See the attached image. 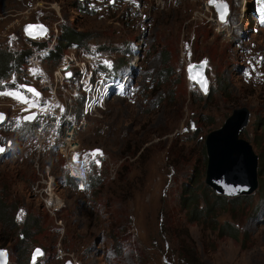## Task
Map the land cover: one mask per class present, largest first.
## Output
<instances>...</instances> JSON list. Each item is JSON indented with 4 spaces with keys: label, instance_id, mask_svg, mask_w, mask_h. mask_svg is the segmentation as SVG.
<instances>
[{
    "label": "rangeland",
    "instance_id": "obj_1",
    "mask_svg": "<svg viewBox=\"0 0 264 264\" xmlns=\"http://www.w3.org/2000/svg\"><path fill=\"white\" fill-rule=\"evenodd\" d=\"M206 1L0 0V47L52 45L53 54L61 44L55 59L23 61L1 80L0 93L28 101L0 94V246L8 264H29L36 247L39 264H264V0H245V15L240 0H227L228 28L216 26ZM29 23L45 26L40 45L24 37ZM67 29L79 33L77 46L108 50L120 70L133 69L121 92L64 132V148L34 150L32 136L17 130L24 113L53 93L79 106L70 98L74 80L61 75L65 55H77L61 42ZM193 61H204L205 92L186 75ZM32 83L39 95L23 88ZM242 105L250 115L239 135L258 155V187L215 204L216 219L193 220L181 206L182 188H195L199 207L213 200L204 182L205 136ZM73 147L106 153L91 190L58 180ZM223 221L237 227L236 237L219 233Z\"/></svg>",
    "mask_w": 264,
    "mask_h": 264
},
{
    "label": "water",
    "instance_id": "obj_2",
    "mask_svg": "<svg viewBox=\"0 0 264 264\" xmlns=\"http://www.w3.org/2000/svg\"><path fill=\"white\" fill-rule=\"evenodd\" d=\"M208 1L215 7L218 18L224 20L228 12L227 2L225 0ZM28 25L30 23L24 24L22 30L26 36L32 38L42 35L46 29L45 26L42 29L40 27L28 29ZM204 67V61L200 63L194 61L187 65L186 73L188 78L195 81L205 92L208 83ZM202 81H206V87ZM25 86L31 88L30 85ZM34 115L35 113H31L27 117H34ZM249 115L250 111L245 105L235 107L219 127L211 129L205 136L204 182L216 194L235 197L253 193L258 187V155L251 143L239 135L248 123ZM4 117L5 114H3ZM0 252L4 254L0 256V264H7V249L0 246ZM65 264H69V261Z\"/></svg>",
    "mask_w": 264,
    "mask_h": 264
},
{
    "label": "clouds",
    "instance_id": "obj_3",
    "mask_svg": "<svg viewBox=\"0 0 264 264\" xmlns=\"http://www.w3.org/2000/svg\"><path fill=\"white\" fill-rule=\"evenodd\" d=\"M98 84V83H97ZM100 87H101V83H99ZM100 87L97 91V94L95 96H87V98L90 99V101L93 100V98H98V92L100 91ZM88 91V90H87ZM83 93V91H81ZM85 94V93H84ZM116 93H110L108 96L106 94L103 95L102 97V102L105 101V99L115 95ZM73 100H79V106L74 105H70V107H72L74 109V114L76 116V121L73 123H68V121H66L63 125H59V133L56 135L58 137H52V141L54 142L53 146H56L55 149L57 152H59L60 149L64 148L65 145H67V143L65 142L64 139V132L67 131L68 129H72L73 127H75L76 125H79L80 123V119H81V115H83L82 113V104H81V98L77 97ZM101 102V103H102ZM93 103V102H91ZM101 105V104H100ZM99 105V106H100ZM75 106V107H73ZM92 108L96 107V105L92 104L91 105ZM91 108V109H92ZM63 112L61 113L62 116ZM35 130V128H34ZM34 132V131H33ZM40 131L37 134H31L29 136H32V139L35 140V142L38 144V146H36L34 144V150H46L48 152H50L51 147H45L46 143L44 140L43 142H39L38 141V136H39ZM23 137H29L24 135V133H19V135H22ZM55 135V133H53ZM63 136V137H62ZM34 140H32V142L34 143ZM74 148V147H73ZM69 152L68 154H63L64 155V159L61 162V166L60 167V171L61 174L58 178V180L64 183V184H69L70 186H82V188L84 190H91L92 187H94L97 182L99 181L100 177L102 176V166L105 160V156L106 153L104 151L101 150H93V151H81V148H74L71 149L69 148ZM75 157V158H74ZM85 167V168H84ZM69 176H72V178H67ZM4 247V246H1ZM6 248V247H4ZM37 248V247H36ZM36 248L31 252L30 255V260H29V264H34L33 262V256L36 252ZM7 249V248H6ZM39 250H41V248H37ZM8 251V249H7ZM64 253H60L59 257L63 258ZM66 263V262H65ZM8 264V262H7ZM35 264H39V262H35ZM70 264V263H69Z\"/></svg>",
    "mask_w": 264,
    "mask_h": 264
},
{
    "label": "trees",
    "instance_id": "obj_4",
    "mask_svg": "<svg viewBox=\"0 0 264 264\" xmlns=\"http://www.w3.org/2000/svg\"><path fill=\"white\" fill-rule=\"evenodd\" d=\"M79 33L74 32L72 30H66L65 34H61L60 39L64 40L61 41L63 43H68L71 45L73 42H79L81 40L79 38ZM30 41V43L38 42V45L44 42L41 40V38L36 39H27ZM78 40V41H75ZM65 45V44H64ZM56 51L52 54V51L55 50V47L53 50H50L49 54L50 56L54 57V59L59 55L61 44H56ZM32 50L28 47H22L20 50H8L6 47H0V80L6 79L8 75L11 72L16 71V69L21 65V63L24 61V58L26 55L31 53ZM1 87V82H0ZM1 124V123H0ZM3 125V124H2ZM1 125V126H2ZM35 128V125L33 122L25 123L23 127H21L18 130V133H21V131H24V135L29 136L33 133ZM33 149V148H32ZM260 163V162H259ZM259 165V164H258ZM259 172V169H258ZM70 179V177H67ZM207 190H209V186H206ZM182 195L180 197L181 206L187 209V213L189 214V218L193 220H199L201 217H205L209 214H212L215 211V204H219L220 206H226L228 201H233L237 199L238 197H241L243 195H238L235 197H226L221 194L211 193V196L213 200L211 202H207L206 205L199 207V198L200 195L196 193L195 188L192 185L184 184V187L182 188ZM247 196V195H245ZM3 205L2 201L0 200V207ZM1 215H4V210L0 209ZM217 217L215 215H211L210 219H216ZM8 223L10 225L13 224L12 218L9 217ZM219 233H225L230 236L236 237L238 235V229L234 224L223 221L222 224L218 227ZM181 240H185V238H182ZM192 258V257H191ZM27 264V263H26Z\"/></svg>",
    "mask_w": 264,
    "mask_h": 264
},
{
    "label": "built area",
    "instance_id": "obj_5",
    "mask_svg": "<svg viewBox=\"0 0 264 264\" xmlns=\"http://www.w3.org/2000/svg\"><path fill=\"white\" fill-rule=\"evenodd\" d=\"M214 20H215V24L218 28L220 27H224V25H221L220 22L217 20L216 16H214ZM231 24H229L228 26H225V28H228ZM90 62L89 59H84L82 60L80 63L78 61H76V63H78L77 69L79 70L78 73L76 74V77L78 78L79 82L82 83V86L85 88V83H83V80L88 79L89 77H91L92 75V69H87V64ZM58 72L55 73V76H58L57 74L59 73L60 68L58 67V69H56ZM61 73V72H60ZM45 72L41 71V78L42 81H44V86H48L49 82L48 80H46V78L44 77ZM62 77H63V73H61ZM61 77V80H62ZM77 81V79H76ZM49 87V86H48ZM100 85L97 84L96 82H93L92 84H90V89L88 91H83L84 93H87L86 95L89 96L91 95L92 97L95 96L97 94V91L99 89ZM70 90H77V83L75 84V86H71ZM76 98V97H75ZM53 134L51 132V130L48 129H44L42 128L40 130L39 136H38V141L39 142H43L46 139H52Z\"/></svg>",
    "mask_w": 264,
    "mask_h": 264
},
{
    "label": "snow or ice",
    "instance_id": "obj_6",
    "mask_svg": "<svg viewBox=\"0 0 264 264\" xmlns=\"http://www.w3.org/2000/svg\"><path fill=\"white\" fill-rule=\"evenodd\" d=\"M35 27H40L41 29L43 28V26H35V25H28L27 28L28 29H32V28H35ZM105 63H108L107 61ZM204 84H205V87H206V81H202ZM28 92H35L34 89H31V88H28L26 89ZM0 94H10V95H13L14 98H17L19 99L21 102L23 103H28L27 101V98L22 96L21 94L19 93H0ZM36 95H39V93H35ZM35 106L34 104L30 105V107H33ZM27 110V109H26ZM34 117H25L26 120H30V119H33ZM3 119V114H0V120ZM5 151L4 148H0V153H3ZM75 158V157H74ZM4 255L2 252H0V256ZM42 255L41 253V250L37 249L34 256H33V262L35 264V260L38 256Z\"/></svg>",
    "mask_w": 264,
    "mask_h": 264
},
{
    "label": "bare ground",
    "instance_id": "obj_7",
    "mask_svg": "<svg viewBox=\"0 0 264 264\" xmlns=\"http://www.w3.org/2000/svg\"><path fill=\"white\" fill-rule=\"evenodd\" d=\"M244 5H243V7H242V10H243V13H245L246 12V1L244 0ZM243 15H245V14H243ZM62 72V71H61ZM69 138H66V143H68L69 141ZM71 149H73V148H71ZM70 178H72V176H69Z\"/></svg>",
    "mask_w": 264,
    "mask_h": 264
}]
</instances>
